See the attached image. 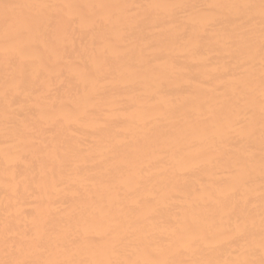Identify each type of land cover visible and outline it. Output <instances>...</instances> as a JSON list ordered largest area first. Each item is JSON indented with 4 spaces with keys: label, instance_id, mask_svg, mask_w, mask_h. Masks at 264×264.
<instances>
[{
    "label": "bare ground",
    "instance_id": "1",
    "mask_svg": "<svg viewBox=\"0 0 264 264\" xmlns=\"http://www.w3.org/2000/svg\"><path fill=\"white\" fill-rule=\"evenodd\" d=\"M0 264H264V0H0Z\"/></svg>",
    "mask_w": 264,
    "mask_h": 264
}]
</instances>
